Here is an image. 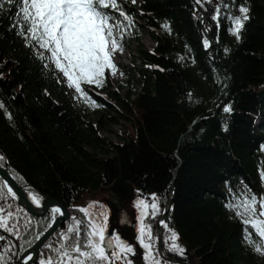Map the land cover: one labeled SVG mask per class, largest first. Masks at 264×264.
I'll list each match as a JSON object with an SVG mask.
<instances>
[{"label":"trees","instance_id":"16d2710c","mask_svg":"<svg viewBox=\"0 0 264 264\" xmlns=\"http://www.w3.org/2000/svg\"><path fill=\"white\" fill-rule=\"evenodd\" d=\"M116 3L105 10L114 37L123 45L133 34L139 66L115 86L107 70L102 87L82 83L88 100L75 91L77 109L54 64L39 57L50 53L26 39L22 5L0 0V167L21 189L69 213L33 264L82 260L73 248L87 251L88 230L76 205L120 178L156 203V217L171 199L161 231L171 242L176 234L192 264H264L262 237L237 214L243 191H256L264 169V0ZM142 32L152 50L139 42ZM117 119L135 138L128 132L118 144L101 135ZM0 218L7 226L0 227V264H17L53 214L29 215L0 179Z\"/></svg>","mask_w":264,"mask_h":264},{"label":"snow or ice","instance_id":"6c2138e0","mask_svg":"<svg viewBox=\"0 0 264 264\" xmlns=\"http://www.w3.org/2000/svg\"><path fill=\"white\" fill-rule=\"evenodd\" d=\"M15 2L22 5V18L25 21L23 32L30 33V37L26 39L35 41V46L50 53L49 56H45L44 52L39 53L41 59L50 61V64L45 66L50 67L54 64L55 69L67 78L68 87H74L85 100H88V97L84 95L82 83L102 87L105 71L111 70L112 74H115L116 65L112 62V56L120 50V44L114 37L113 26L109 23L110 16L105 10L108 8L115 10L116 0H15ZM197 2L199 3L200 0ZM240 11L246 13L247 9L242 7ZM120 15L125 16L122 11ZM244 19H247L246 15ZM242 26L241 21L236 20L234 34H237V39ZM205 46L207 47V42ZM224 111L228 112L230 109L226 107ZM0 159L3 158L0 157ZM33 201L38 203L35 197ZM256 204L255 196L251 200L242 202L244 212L250 217H257L255 220H246L245 223H251L252 227L264 237V220L259 219L264 217V200L260 201L259 211L255 207ZM151 208L155 214L156 204L153 203ZM80 211L87 215V209H80ZM53 212H59V209H53ZM237 214L242 213L238 211ZM0 227H5L7 230L6 222L2 218H0ZM68 231L73 232L74 229L69 228ZM75 235L79 240V221L76 223ZM171 239L172 247L183 253L184 250L175 243L177 240L175 233L172 234ZM121 247H124L126 252H132L131 248ZM83 248L87 251L82 250L78 243L73 248L78 257H83L82 260L77 258V264H112L116 259H124V256L118 255L115 249L108 251L112 245L105 237L103 226L94 224L91 219H89V230L86 233V243ZM257 251L264 254L259 247ZM64 255L69 260L73 259L67 253ZM146 258L152 259L154 264H159V261H155L150 253Z\"/></svg>","mask_w":264,"mask_h":264},{"label":"flooded vegetation","instance_id":"af4514ba","mask_svg":"<svg viewBox=\"0 0 264 264\" xmlns=\"http://www.w3.org/2000/svg\"><path fill=\"white\" fill-rule=\"evenodd\" d=\"M110 187L106 192L101 191L105 192L103 201L107 212L104 234L112 245L108 251L115 249L118 255L124 256V259H116L112 264H154L152 259L146 258L149 253L159 264H192L190 251L184 247L183 253L176 251L172 247L173 242L164 238L162 231L159 232V217L153 214L151 208L155 202H149L134 186L130 199L116 197L110 192ZM121 246L131 248L132 252H126Z\"/></svg>","mask_w":264,"mask_h":264},{"label":"rangeland","instance_id":"374dc122","mask_svg":"<svg viewBox=\"0 0 264 264\" xmlns=\"http://www.w3.org/2000/svg\"><path fill=\"white\" fill-rule=\"evenodd\" d=\"M109 23L113 26H115V22L113 20H109ZM112 28V30H113ZM147 50H152L154 47V43L149 37V35L146 32H142L140 36L139 41ZM120 44V43H119ZM137 46V42L133 36V34L130 32L128 33V38L123 45L120 44V50L115 52V54L112 56V62L116 65L115 74L113 75L111 70H107L108 76L111 79L112 84L115 86V83H124L126 76L125 73L129 70H133V66H139V61L137 59V56L135 55V48ZM59 78L64 81L67 84V89L69 92L70 97L73 100L74 106L78 109L79 107H82L80 104V100L77 97V94L75 92L74 87L69 88L67 78L63 76L61 72H57ZM123 93V92H122ZM121 93V94H122ZM101 114H105L104 112H101ZM109 115L111 117H117L115 112H109ZM95 120V118H93ZM127 123L117 119L115 123L107 122L106 126L100 130V133L103 137H105L108 141L112 143H122L124 141L125 135L129 132L131 135H136V132L132 126H129L127 128ZM248 189V188H247ZM106 192V190H105ZM105 192H98V193H91L88 195H85L82 197V199L78 202L76 205V208L80 209H87V215L82 212V214L85 216V220L87 223V230H89V219L92 220V222L96 225H102L104 228L105 220L107 217V212L105 209V203L103 199L105 198ZM255 196L257 198V204L255 207L259 211V204L261 200H264V169L259 174V182L258 186L256 187V191L248 189L247 191L244 190L241 196L240 200V207L241 212L243 214V217L246 220H255L257 217H250L247 213L244 212L242 202L244 200H251V198ZM38 200V199H37ZM40 203H42V200H38ZM91 205V207H90ZM51 211V210H50ZM52 212V211H51ZM53 219L57 217L55 213H53ZM260 220H264V217H259ZM163 223V222H162ZM251 225V223H249ZM157 227H159L157 225ZM162 228V227H161ZM159 230V229H158ZM161 230H159L160 232ZM261 236V235H260ZM262 237V236H261ZM264 241V237H262ZM178 245V244H176ZM180 248L184 249L183 246L178 245Z\"/></svg>","mask_w":264,"mask_h":264},{"label":"water","instance_id":"95a60500","mask_svg":"<svg viewBox=\"0 0 264 264\" xmlns=\"http://www.w3.org/2000/svg\"><path fill=\"white\" fill-rule=\"evenodd\" d=\"M198 9L201 11V9L198 7ZM0 179L3 181L4 185L6 186L7 191L9 192V189L15 194L17 203L25 209V211L33 216V217H44L51 206H56L59 209V214L57 217L52 221L50 227L47 229V231L37 240V242L33 245L32 248L27 250L24 254L21 255L19 260L17 261V264H33L37 261L39 252L42 249L45 242L54 234L57 232V230L63 225V223L69 218L68 211L60 205L57 201L43 197L42 204L43 209L41 213L35 212L28 204H22L21 200H24V190L21 189L15 181L12 179V177L7 173L6 169L0 167ZM110 192L115 195L118 198L121 199H130L133 194V186L128 184L124 179L120 178L112 183L110 187ZM171 206V199L169 198L166 201L165 208L161 215L158 218L159 221H164L165 215L170 209ZM158 225V223H157ZM106 237V235H105ZM32 257L30 258V256ZM29 258L27 261H23L25 258Z\"/></svg>","mask_w":264,"mask_h":264},{"label":"bare ground","instance_id":"6f19581e","mask_svg":"<svg viewBox=\"0 0 264 264\" xmlns=\"http://www.w3.org/2000/svg\"><path fill=\"white\" fill-rule=\"evenodd\" d=\"M9 193L12 195V196H14L15 198H16V196H15V194L12 192V191H9ZM33 195L32 194H30V193H28L26 190H24V200L22 199L21 200V203L24 205V204H28L35 212H37V213H41V211H42V209H43V204L42 203H40L38 200H37V198H36V200L38 201V203L37 202H34L33 201ZM53 209H58L56 206H51L50 207V209L49 210H51L52 212H53ZM53 213H55V214H59V212H53ZM32 257V255L30 256V258ZM29 258L27 257V258H25L23 261L25 262V261H27Z\"/></svg>","mask_w":264,"mask_h":264},{"label":"built area","instance_id":"2783aa9c","mask_svg":"<svg viewBox=\"0 0 264 264\" xmlns=\"http://www.w3.org/2000/svg\"><path fill=\"white\" fill-rule=\"evenodd\" d=\"M162 224H163L162 221H159V222H158V226H159L158 229H159V230H161Z\"/></svg>","mask_w":264,"mask_h":264}]
</instances>
